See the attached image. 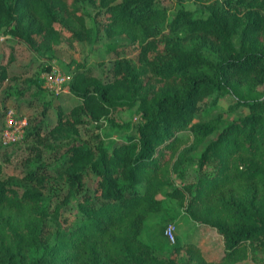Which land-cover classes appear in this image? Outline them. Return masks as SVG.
<instances>
[{"label":"trees","instance_id":"trees-1","mask_svg":"<svg viewBox=\"0 0 264 264\" xmlns=\"http://www.w3.org/2000/svg\"><path fill=\"white\" fill-rule=\"evenodd\" d=\"M82 1L98 6L95 28ZM175 1L168 14L159 0H0V35L49 61L58 42L94 40L100 30L125 34L137 50L136 63L116 55L108 80L77 65L66 85L78 101L67 113L56 102L45 132L26 124L18 140L0 141L31 138L34 161L24 184L1 177L0 161V264H264V0H209L202 14ZM226 93L229 108L246 112L195 120ZM123 107H135L138 120L120 141L80 137V125H119ZM185 159L195 166L188 181ZM165 198L217 229L222 253L187 240L161 254L142 240L146 217Z\"/></svg>","mask_w":264,"mask_h":264},{"label":"rangeland","instance_id":"rangeland-1","mask_svg":"<svg viewBox=\"0 0 264 264\" xmlns=\"http://www.w3.org/2000/svg\"><path fill=\"white\" fill-rule=\"evenodd\" d=\"M120 0H115L119 2ZM209 0H184L185 7L193 10L195 14L206 13V3ZM225 6L228 5L226 0H219ZM159 4L171 14L178 2L175 0H159ZM81 7L86 13V22L89 26L95 28L96 11L98 6L86 1L81 2ZM0 70L1 66H6V77L0 79V134L6 125L8 110L11 109L15 115H25L27 117L26 129L31 130L34 125L39 124L40 128L48 129L56 118L55 103L59 102L67 113L72 104L78 101V98L72 94L67 80L61 85L57 92L49 89L46 85V76L53 72L61 73L64 76H70L74 68L83 63L90 67L92 73L103 80L111 77L109 70L113 59L116 55L129 58L137 62V50L128 44V37L125 34H117L112 37L104 35L100 30L99 38L89 41H74L72 43L60 41L54 45L55 51L49 61L45 55L37 54L28 48L23 42H19L6 36L0 35ZM107 42H115V48H109ZM48 62L51 64L50 70H45ZM43 89H40V86ZM42 88V87H41ZM233 99L232 95L226 93L218 98L215 106L210 109L208 114H197L195 120H207L208 117L220 114L223 118L230 120L238 114L245 113L246 109L241 107L232 109L228 104ZM115 118L119 125H110L107 122L88 123L79 126V135L82 139L96 142L102 139L108 146L116 141H120L126 136L128 131L134 129V123L138 120V114L135 107H123L118 109ZM130 122V127H124L125 123ZM123 124V125H122ZM49 140L53 138L47 134ZM184 138L188 139V131L182 132ZM214 136L208 135L204 141L188 154L197 156L204 144ZM31 139V138H29ZM18 141L8 147L0 145V161L3 166L1 177L13 175L15 180L24 184L20 176L25 173L27 167L33 164V159H29L30 151L27 143L31 140ZM54 141H57L54 140ZM5 157H8L5 159ZM185 168L184 181L192 180L195 177L194 163L189 160L184 161L181 168ZM92 182L89 175L86 178ZM177 182L180 179L176 180ZM21 186V185H20ZM74 208V207H73ZM65 215L74 216L73 210H64ZM168 221H173L176 225L175 243L184 241H193L202 246L204 253L209 256L219 255L222 253L224 244L221 235L217 229L197 223L192 220L182 206L173 199L165 198L164 208L158 212L149 214L144 222L140 238L145 242L151 243L156 252L167 253L172 245L164 235V226ZM237 264H252L249 261H242Z\"/></svg>","mask_w":264,"mask_h":264},{"label":"built area","instance_id":"built-area-1","mask_svg":"<svg viewBox=\"0 0 264 264\" xmlns=\"http://www.w3.org/2000/svg\"><path fill=\"white\" fill-rule=\"evenodd\" d=\"M3 37L0 36V39ZM69 79V76H64L63 74L53 72L46 76V85L49 89L54 91H59L61 85ZM27 124V117L25 115H15L12 110L9 109L6 118V125L1 131L0 141L3 144H8L10 142L16 141L22 137L24 128ZM175 230L176 225L173 221H168L164 226V235L166 239L173 243L175 241Z\"/></svg>","mask_w":264,"mask_h":264}]
</instances>
